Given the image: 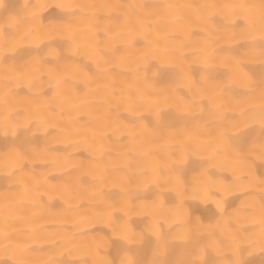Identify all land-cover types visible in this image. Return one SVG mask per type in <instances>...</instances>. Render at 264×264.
Segmentation results:
<instances>
[{
    "label": "bare ground",
    "instance_id": "1",
    "mask_svg": "<svg viewBox=\"0 0 264 264\" xmlns=\"http://www.w3.org/2000/svg\"><path fill=\"white\" fill-rule=\"evenodd\" d=\"M0 264H264V0H0Z\"/></svg>",
    "mask_w": 264,
    "mask_h": 264
}]
</instances>
